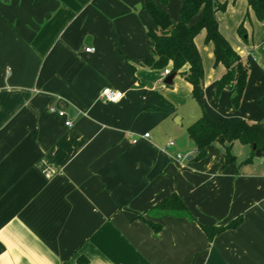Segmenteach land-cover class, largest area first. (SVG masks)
I'll return each instance as SVG.
<instances>
[{"label":"crops","instance_id":"1","mask_svg":"<svg viewBox=\"0 0 264 264\" xmlns=\"http://www.w3.org/2000/svg\"><path fill=\"white\" fill-rule=\"evenodd\" d=\"M154 1L179 20L183 0ZM217 1L219 29L249 75L239 108L232 90L216 96L225 68L201 30L205 110L215 120H263L264 20L246 0ZM152 27L143 0H0V264H264V155L247 145L226 164L209 145L193 159L186 127L199 109L182 134L172 104L192 98L190 84L177 72L168 91L161 70L141 65ZM105 87L122 97L102 98ZM171 192L193 220L152 212ZM238 216L212 239L201 228Z\"/></svg>","mask_w":264,"mask_h":264},{"label":"trees","instance_id":"2","mask_svg":"<svg viewBox=\"0 0 264 264\" xmlns=\"http://www.w3.org/2000/svg\"><path fill=\"white\" fill-rule=\"evenodd\" d=\"M249 9L256 20H264V0H246ZM165 4L167 0H159ZM146 13L153 22V27L146 34L151 40V55L141 61V65L153 70L168 68L179 72L191 86V96L196 102L200 115L186 127L189 139L195 147L194 160H200L206 155V148L215 145L218 148L226 164L235 163L236 157L231 151L235 141L248 145L254 144L264 154V119L250 121L244 118H228L222 120L213 119L204 107V70L201 55L195 45L194 38L205 30V42L213 45L214 64H221L225 71L215 83V95L223 90H232L230 97L231 106L239 108L246 89L249 64L243 61L240 55L231 46L219 29L215 13L225 9V4L217 0H183L180 9V18L177 22L171 20L168 12L154 0H143ZM199 14L198 20L189 25V22ZM239 36L247 33L243 23L237 28ZM188 65L186 71H181L184 65ZM131 71L134 70L129 65ZM259 106L264 110V94L258 100ZM251 153L254 150L251 148ZM250 159L242 163L249 162ZM153 213H166L175 216L186 217L193 220L194 217L175 193L164 196L152 207ZM151 227L159 229L160 225L143 218ZM242 217L238 216L222 226L201 225L208 239L226 228H234L240 224Z\"/></svg>","mask_w":264,"mask_h":264},{"label":"rangeland","instance_id":"3","mask_svg":"<svg viewBox=\"0 0 264 264\" xmlns=\"http://www.w3.org/2000/svg\"><path fill=\"white\" fill-rule=\"evenodd\" d=\"M168 91L172 89V87L168 86ZM172 104H174L177 109L175 111V113H177L179 116L181 115L183 117V125L182 126H178L176 128V130H178L179 133L184 132V128H185V124L190 121V119H188L189 117H192V111L197 110L198 106L196 104V102L191 98L189 101H180L179 99H173ZM245 148H248L247 145H243L240 142H235L233 144L232 147V152L237 154V157L239 159H242L241 157H244V152H245ZM262 158V157H260ZM264 160V157L262 158Z\"/></svg>","mask_w":264,"mask_h":264},{"label":"built area","instance_id":"4","mask_svg":"<svg viewBox=\"0 0 264 264\" xmlns=\"http://www.w3.org/2000/svg\"><path fill=\"white\" fill-rule=\"evenodd\" d=\"M84 50H85L86 52H90V51H93L94 48H93L92 46H86V47L84 48ZM168 73H169V69H168V68L164 69V70L162 71V73H161V74H162V78L165 77ZM122 95H123V93H122L121 91H119V90H115V89H112V88H110V87H105V88H103V89L101 90V92H100V96H101L102 98H104V99H106V100H108V101H112V102L118 101V100L122 97ZM48 111H49V112L57 113V114H58L59 116H61V117H65V116H66V111H64V110H58L54 105H50V106L48 107ZM64 124H65L66 126H71V125H72V122H71L70 119L66 118L65 121H64ZM148 136H149L148 133H144V134H143V137H148ZM132 141H133V142H136L137 139H133ZM173 144H174V142H173L172 140H169V141L167 142V146H168V147H169V146H172ZM176 157H177L178 159H180V158H181V155L178 154Z\"/></svg>","mask_w":264,"mask_h":264},{"label":"water","instance_id":"5","mask_svg":"<svg viewBox=\"0 0 264 264\" xmlns=\"http://www.w3.org/2000/svg\"><path fill=\"white\" fill-rule=\"evenodd\" d=\"M245 37H246V36H245ZM90 39H91V38L88 37V38L86 39V42H89ZM176 74H177L176 71H172V72L168 73V74L163 78V83H164L165 85L171 86V85L173 84V79L175 78ZM73 113H74L73 109H69V110H68V114H69V116H72ZM251 148H252V150H254V155H255L256 157H262V156L264 155L259 149L256 148V146H255L254 144L252 145ZM190 158H191V156H189L187 159L189 160Z\"/></svg>","mask_w":264,"mask_h":264}]
</instances>
